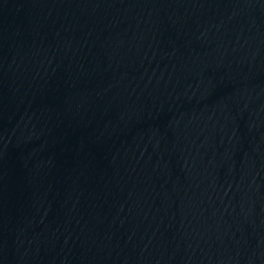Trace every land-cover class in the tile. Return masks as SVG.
<instances>
[{"label": "water", "instance_id": "95a60500", "mask_svg": "<svg viewBox=\"0 0 264 264\" xmlns=\"http://www.w3.org/2000/svg\"><path fill=\"white\" fill-rule=\"evenodd\" d=\"M0 264H264V0H0Z\"/></svg>", "mask_w": 264, "mask_h": 264}]
</instances>
